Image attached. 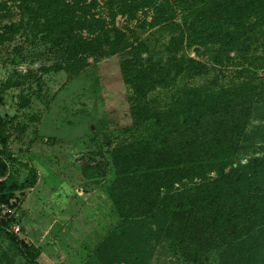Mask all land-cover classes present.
<instances>
[{"label":"trees","instance_id":"1","mask_svg":"<svg viewBox=\"0 0 264 264\" xmlns=\"http://www.w3.org/2000/svg\"><path fill=\"white\" fill-rule=\"evenodd\" d=\"M11 1L21 18L3 26L0 44L19 32L38 36L59 52L57 60L40 67L42 72L74 74L88 65L89 57L117 56L122 80L131 90L132 122L150 123L147 137L112 152L115 176L108 193L124 228L138 223L154 227L182 261L193 264H206L214 247H242L244 237L256 232L254 244L240 251L234 264H264V156L232 167L254 105L264 108V78L257 80V71L264 69V0H107L105 15L96 11V0ZM0 9H8L5 0ZM117 16L124 19L121 25ZM156 33L169 34L168 43L155 48L151 38ZM189 49L194 57L186 54ZM205 55L214 64L236 66L235 84L182 86L164 106L147 101L150 93L170 89L181 75L201 73ZM29 77L32 71L8 76L0 92ZM8 140L0 116V237L25 263L42 264L38 248L13 232L12 216L3 211L17 209L19 195L37 180L30 166L27 176L17 179ZM211 171L216 177L208 181ZM195 177L202 182L175 187ZM134 241L119 250L109 248L110 254L123 264H145ZM107 249L99 246L97 255Z\"/></svg>","mask_w":264,"mask_h":264},{"label":"rangeland","instance_id":"2","mask_svg":"<svg viewBox=\"0 0 264 264\" xmlns=\"http://www.w3.org/2000/svg\"><path fill=\"white\" fill-rule=\"evenodd\" d=\"M5 1L8 9H0V30L21 18L16 3ZM96 2V11L105 15L107 0ZM180 16L177 12V19ZM123 20L116 17L118 25ZM169 38V34L156 33L151 42L159 48L168 43ZM186 54L194 57L195 51L189 49ZM58 58L56 49L31 33L19 32L0 44V83L10 75L32 71V77L23 84L0 92L3 99L0 116L7 123L8 146L17 160L11 170L18 180L27 176L26 166L37 171L35 185L19 195L20 206L17 209L3 207V211L12 216L10 228L26 243L38 248L42 264H123L120 263L122 258L110 251L119 250L134 240L142 250L140 260L145 264H193L182 261L177 249L154 227L149 229L138 223L132 229L124 228V219L113 207L108 193L115 176L113 150L150 134L149 122H132L131 90L122 80L117 56L98 61L89 57L88 65L74 74L40 70ZM200 60L206 64L201 73L181 75L170 89L150 93L147 101L154 106H164L182 86L212 84L218 88L235 84L236 66L214 64L206 55ZM261 78H264V69L257 71V80ZM262 106L254 105L252 109L232 167L246 164L252 157L264 156ZM206 177L209 181L216 174L211 171ZM200 182L202 180L196 177L184 179L175 187L189 188ZM256 235L253 232L244 237L242 247L233 250L214 247L207 252L206 264H221V259L223 264H234L239 252L254 244ZM99 246L108 251L97 255ZM109 248L112 249L109 251ZM223 251L228 252L226 257L221 255ZM0 264H27L2 237Z\"/></svg>","mask_w":264,"mask_h":264}]
</instances>
